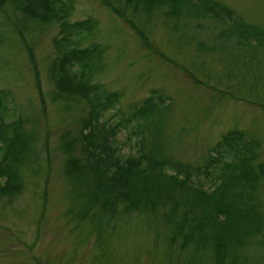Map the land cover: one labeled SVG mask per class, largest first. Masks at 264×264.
<instances>
[{
	"label": "rangeland",
	"instance_id": "374dc122",
	"mask_svg": "<svg viewBox=\"0 0 264 264\" xmlns=\"http://www.w3.org/2000/svg\"><path fill=\"white\" fill-rule=\"evenodd\" d=\"M136 1L71 0L69 20L93 18L88 43L105 50L93 82L122 93L101 120L113 126L134 103L159 95L142 119L118 130V156L136 157L138 147L148 154L158 138L165 158L201 168L222 136L237 130L248 146L243 154L253 151L254 164H264V0H214L233 19L225 9L217 16L201 5L150 8ZM242 24L259 35H243ZM58 34L57 24L29 19L0 0V89L14 95L31 136L29 150L17 152L21 190L0 196V264H216L209 248L192 240L183 246L186 230L172 242L171 203L159 199L155 211L124 213L112 199L95 201L99 189L87 167L71 173L70 159L86 163L80 133L90 106L60 98L51 80ZM254 171V183H241L262 226L235 249L236 262L222 264H264V179ZM209 180L203 173L193 178L204 190Z\"/></svg>",
	"mask_w": 264,
	"mask_h": 264
},
{
	"label": "trees",
	"instance_id": "16d2710c",
	"mask_svg": "<svg viewBox=\"0 0 264 264\" xmlns=\"http://www.w3.org/2000/svg\"><path fill=\"white\" fill-rule=\"evenodd\" d=\"M1 1L10 3L29 19L59 26V36L53 42L57 57L50 68L51 80L63 100L81 99L90 106L80 133L86 163L81 165L80 160L70 159L68 166L71 173L79 171L80 166L84 171L87 167L91 184L99 189L96 188L95 201L101 196L105 201L112 199L124 213L139 212L140 209L155 211L159 199L164 200L163 206L169 202L168 215L174 222L172 239L184 237L186 230L188 236L183 246L192 240L198 248H209L216 264H222L227 258L236 262L235 249L243 246L262 226V218L250 208L249 197L245 194L248 187L241 182H255L254 168L264 179L263 163L254 164L253 151L250 155L243 154L248 147L247 144L241 145L243 134L237 130L224 134L213 148L214 155L201 168H189L165 158L158 138L152 139L148 154L138 147L136 157L122 160L114 143L118 130L142 119L144 110L159 95L153 93L141 104L134 103L128 117L120 116L121 120L119 118L115 125L109 126L107 121L101 120L102 114L120 105L122 93L107 92L93 82L101 71L105 54L104 48L94 41L88 43L95 35L97 22L93 18L70 21L73 13L71 0ZM138 1L150 8L163 3L172 8L182 4L201 5L214 14L216 9H225L228 19H233L231 12L214 0H195L196 3L193 0ZM215 15L220 16V13ZM242 29L243 35H259L254 27L242 24ZM14 99L10 91L0 89V196L4 197H11L21 190L17 152H25L31 146V136L24 131L23 120L16 114ZM133 137L131 134L127 139L130 141ZM201 173L210 178L212 187L208 190L193 182V178ZM175 193L179 194L178 199H174ZM103 207L107 208V203L104 202ZM183 207V214L177 216Z\"/></svg>",
	"mask_w": 264,
	"mask_h": 264
}]
</instances>
